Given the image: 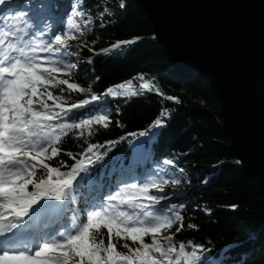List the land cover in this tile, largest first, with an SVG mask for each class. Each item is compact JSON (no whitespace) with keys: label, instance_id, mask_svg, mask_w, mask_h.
<instances>
[{"label":"snow or ice","instance_id":"1","mask_svg":"<svg viewBox=\"0 0 264 264\" xmlns=\"http://www.w3.org/2000/svg\"><path fill=\"white\" fill-rule=\"evenodd\" d=\"M8 5L9 0H0V11ZM43 7L51 12L57 5ZM70 7L67 29L53 31L47 40L43 28L37 39L39 25H29L25 11L0 14L4 24L0 29V264H201L198 252L202 244L176 241L185 228L184 205L162 203L168 196L165 188L181 184V179L154 173L158 178L148 182L120 180L114 194L109 190L88 199L80 190L81 174L102 162L107 153L100 149L105 145L89 144L80 153L82 158L67 152L71 165L51 163L61 155V140L70 132L82 137L87 129L91 136L94 128L109 127L110 114L100 110L109 98L140 94L129 87L130 80L102 92L72 82L74 72L86 69L74 59L80 53L71 50L67 41L92 21L78 5ZM125 43L130 42L118 41L111 47ZM91 63L85 61V65ZM62 75L67 78H60ZM139 78L145 81L143 75ZM141 88L164 95L151 81ZM65 92L76 93L78 98L72 101ZM89 106L95 114L91 110L86 116L74 112ZM168 115L167 110L161 112L152 127L162 129ZM148 135L147 131L139 133ZM116 143L107 141L109 146ZM165 163L174 165V160ZM187 228L197 225L188 223Z\"/></svg>","mask_w":264,"mask_h":264},{"label":"trees","instance_id":"2","mask_svg":"<svg viewBox=\"0 0 264 264\" xmlns=\"http://www.w3.org/2000/svg\"><path fill=\"white\" fill-rule=\"evenodd\" d=\"M43 1H53L57 14L65 2ZM80 2L92 23L67 41L76 47L73 49L80 53L79 62L86 69L74 72L72 82L102 92L130 80L129 87L140 94L109 98L100 107L111 116L109 127L94 128L91 136L87 129L82 137L70 132L62 138L61 155L51 161L53 166L59 162L71 165L73 160L66 154L69 151L82 158L80 153L89 144H103L100 152L107 155L85 174L107 188L121 176L141 178L144 169L163 166L167 159H173L176 171L184 169L181 184L176 190L168 189L172 194L168 202L184 205L185 228L176 235V241L202 244L198 252L201 264H264V197L232 152L223 127L222 106L211 84L197 70H180L171 62L153 33L151 21L134 0ZM107 2L114 9L112 14L105 11ZM121 3L126 7L120 8ZM118 41L130 43L112 48ZM88 60L92 63L85 65ZM141 75L164 95L142 89L145 81L140 80ZM54 91L60 94L58 89ZM64 95L72 101L78 98L76 93ZM168 96L178 100H168ZM90 110L95 114L92 106L74 112L86 116ZM165 110L169 113L164 117L165 126L153 128ZM143 131L149 135L139 136ZM132 132L137 136H130ZM110 140L118 143L109 146ZM115 167L112 175L110 170ZM188 223L197 228H187Z\"/></svg>","mask_w":264,"mask_h":264},{"label":"water","instance_id":"3","mask_svg":"<svg viewBox=\"0 0 264 264\" xmlns=\"http://www.w3.org/2000/svg\"><path fill=\"white\" fill-rule=\"evenodd\" d=\"M180 70L220 100L236 159L264 197V0H134Z\"/></svg>","mask_w":264,"mask_h":264},{"label":"rangeland","instance_id":"4","mask_svg":"<svg viewBox=\"0 0 264 264\" xmlns=\"http://www.w3.org/2000/svg\"><path fill=\"white\" fill-rule=\"evenodd\" d=\"M45 4H47V3H42L41 0H36L34 3L33 2L29 3L26 0V1L21 2V7L23 6L22 9H26L27 12H30L32 10V8L34 7L35 15H39V14L42 15L43 14L41 17V22H42L41 24H42V28L44 29L45 33H48V34H52L53 31L58 33L61 31V28H63L64 30L67 29V21H68L69 17L72 15V8L70 7V5L75 4V5H78L80 8L82 6L80 1H78V0L71 1L70 3L67 2V6L64 7L61 17L56 18V19H52L51 21H47V19H45V18L47 16V14H50L51 12H46L44 10L43 6ZM110 4H111L110 2H107L106 4H104L105 10H107V14H112L114 12V9ZM68 8H71L70 13H68L66 15ZM14 12H16V10ZM35 15H33L31 13V17H33ZM44 21H46L47 26H46ZM0 24L2 25L0 28L3 29L4 28L3 22H0ZM32 24H33V22H32ZM69 39H71V38H69ZM71 50H74V49H71ZM74 59H78V58L74 57ZM154 173H158L160 177H163L165 179H168V178L173 177V176L176 178L182 179V175H180L179 173H176L173 169H170V168H164L162 170L155 171ZM154 173L152 175H149V174L146 175V178L148 179V181L158 178L157 175H155ZM168 186H170V185H168ZM167 187L165 188V190L167 189ZM153 191H155V190H153ZM172 232H175V229H173Z\"/></svg>","mask_w":264,"mask_h":264},{"label":"bare ground","instance_id":"5","mask_svg":"<svg viewBox=\"0 0 264 264\" xmlns=\"http://www.w3.org/2000/svg\"><path fill=\"white\" fill-rule=\"evenodd\" d=\"M70 9L71 8H68V11H67V13H66V15L68 14V13H70ZM33 19L37 22V24L39 25V27H41L42 26V22H41V20H40V17L37 15V16H34L33 17ZM251 178V177H250Z\"/></svg>","mask_w":264,"mask_h":264}]
</instances>
